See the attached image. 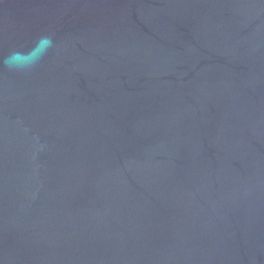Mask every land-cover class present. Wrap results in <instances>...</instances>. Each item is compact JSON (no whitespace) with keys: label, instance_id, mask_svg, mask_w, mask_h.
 <instances>
[{"label":"water","instance_id":"1","mask_svg":"<svg viewBox=\"0 0 264 264\" xmlns=\"http://www.w3.org/2000/svg\"><path fill=\"white\" fill-rule=\"evenodd\" d=\"M0 264H264V0H0Z\"/></svg>","mask_w":264,"mask_h":264},{"label":"clouds","instance_id":"2","mask_svg":"<svg viewBox=\"0 0 264 264\" xmlns=\"http://www.w3.org/2000/svg\"><path fill=\"white\" fill-rule=\"evenodd\" d=\"M54 46L52 35H41L27 51H11L0 59V66L11 72H30Z\"/></svg>","mask_w":264,"mask_h":264}]
</instances>
